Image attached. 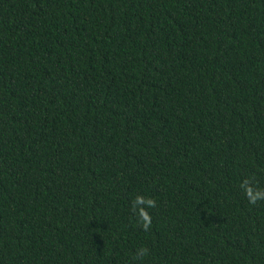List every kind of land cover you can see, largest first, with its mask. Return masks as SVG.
<instances>
[{
  "label": "trees",
  "instance_id": "obj_1",
  "mask_svg": "<svg viewBox=\"0 0 264 264\" xmlns=\"http://www.w3.org/2000/svg\"><path fill=\"white\" fill-rule=\"evenodd\" d=\"M245 180L264 0H0V264H264Z\"/></svg>",
  "mask_w": 264,
  "mask_h": 264
},
{
  "label": "clouds",
  "instance_id": "obj_2",
  "mask_svg": "<svg viewBox=\"0 0 264 264\" xmlns=\"http://www.w3.org/2000/svg\"><path fill=\"white\" fill-rule=\"evenodd\" d=\"M240 187L242 188L244 195L248 199L249 203L256 205L258 201H264V189H260L253 186L250 180L241 182ZM156 207V201L153 198H145L142 195L135 197L132 205V210L136 214L137 220L140 226L145 230H149L151 227V216L148 213L146 207ZM148 254V249L141 247L137 250L135 258L141 259Z\"/></svg>",
  "mask_w": 264,
  "mask_h": 264
}]
</instances>
